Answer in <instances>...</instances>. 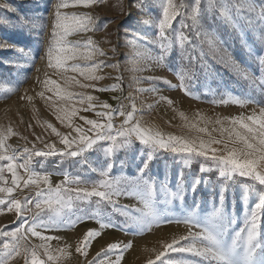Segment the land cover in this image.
Segmentation results:
<instances>
[{
	"label": "rangeland",
	"instance_id": "1",
	"mask_svg": "<svg viewBox=\"0 0 264 264\" xmlns=\"http://www.w3.org/2000/svg\"><path fill=\"white\" fill-rule=\"evenodd\" d=\"M51 2H55V0H51ZM142 2L144 6L141 8L138 3L137 9L139 11L133 9L132 14L127 17L122 14L120 5L123 4L124 8L127 9L129 0H104L103 3L89 7L70 5L61 10L69 14L76 13L80 15L86 13L95 17L94 30L80 31L70 35L67 39L71 42L80 41L79 51L85 52L87 49L84 48V42L88 37H91L107 53V56H96L94 60L69 61V65L75 63L80 64L82 67H89L101 60L105 61L106 64L120 62L119 69L101 66L96 74L104 77V79L99 81L87 80L79 73H73L70 70L65 72L50 68L47 66L46 59L40 60L36 57L34 63H30L18 53V49L21 47L32 48L33 53H36L39 45L35 41L38 37L29 36L26 31L13 28L11 25L4 26L0 24V38L8 37L12 43L17 45V51H0V129L11 127L13 130L14 134L8 138L6 144L10 146L9 155L13 152L17 154L15 161L17 164L23 163L26 158L27 154L23 151L25 148L29 150L33 148L46 150L44 143H54L58 149L64 148L55 134L51 132V129L47 128L48 123H51L61 133L69 134L70 137L76 135L74 127L70 128L66 123H61L56 118L57 115H63V112H59L58 109H78L76 115L72 117V124L81 126L87 131L90 126L81 117L99 120L100 117L96 116L95 113L105 110L99 105L106 102L113 109H116L118 101L115 97L125 98L123 104L126 106L125 110L127 111H132L131 105L134 103L135 118L133 123H139L142 128L150 129L152 132L158 131L165 137L171 134L189 138L199 136L207 140L209 138L207 133H198L192 129L191 125L197 124L199 127H207L211 137L224 139L229 148L242 147V145L234 144L228 140L226 132L222 136L219 129L221 127H231L230 118L232 117L247 116L252 114L254 110L258 113L259 108L264 104L257 103V101H264V92L257 85L237 75L231 67L221 63L220 56L231 57L242 68H246L249 72L259 76L258 61L254 63L253 58L249 55V51L258 53L264 47L258 43V34L252 30L244 36L242 41L239 37H233L229 34L230 29L224 23L223 17H219L212 33L226 37L227 45L224 46V51L218 54L215 59H213L212 53L209 52L207 44L210 34L205 32L202 36L204 41L202 50L208 53L206 60L212 64L214 75L205 76L200 74L191 79L186 78L185 85L188 89L186 93L179 87H173L180 83L179 74L182 71H187L179 61V44H173V52L163 63L158 64L156 60L160 53L156 25L161 18L163 0H142ZM175 2L183 4L184 8L181 10L183 15L177 16L176 20L173 21L172 29L169 30L173 38L178 35L179 31L188 34L187 28H181L180 21L183 20L185 24H191V9L195 6V0H175ZM225 2L226 0H220V3ZM255 2L258 11L260 3L264 0H255ZM3 3L19 10L13 12L6 8H0V19L10 20L13 24L16 23L17 16L22 13L29 16H44L48 24L44 34L46 40L47 34L51 31L52 22L50 0H0V4ZM207 3L208 0H201L202 10L207 7ZM247 3L248 0H232L233 5L242 6V11L236 14L241 19L246 15L255 16L254 13L248 12ZM217 14L219 15V8ZM205 24H208L207 18ZM124 27L134 29L127 38L124 34ZM246 31L248 30L246 29ZM108 40L111 41V44L106 42ZM154 40L156 43H153ZM112 45L118 47V53L115 55L110 50ZM200 51L201 49L198 48L196 53H193L188 48L187 54H199ZM125 54L127 59L124 58ZM9 61H12V63H9ZM45 72H47V77H45ZM117 76L122 77V79L118 81ZM46 78L55 80L62 89L72 93L71 98L61 99L55 94V91H48L43 84ZM161 79L166 80L168 83H162ZM76 80L80 81V84H94L95 88H82L80 84L75 82ZM116 83L122 84V88L113 90L111 86ZM101 88L107 90H98ZM9 89H12V91H9ZM40 92H44L43 97L39 95ZM80 94H83L84 97L83 104L80 103ZM88 95L96 98L93 101L97 105L94 110H85L88 107L86 99ZM29 96L32 97L31 100L28 99ZM129 96L132 97V100L126 99ZM162 97L170 99L172 103L168 104L167 100L161 99ZM234 98L248 100L249 102L243 106L237 105L232 102ZM181 113L184 114L183 117H181ZM123 119L124 117L116 115L113 119L114 125L119 126ZM217 119H220L222 124H216ZM214 129L216 130L214 131ZM103 143L104 147L108 146V142ZM212 146L223 147V145ZM141 147L138 142H135L127 156H125L123 150H119L115 154L128 161L124 169L126 174L134 173L136 165L141 163L140 156L142 154L138 151ZM87 156L88 160L85 163L80 162V157L32 156L29 167L34 171L49 173L53 186L62 182L65 173H67L69 178L80 176L82 180L89 181L88 187H91L90 182L99 179L98 172H93L92 168L98 167V160L104 159V157L102 152H89ZM202 162L205 168L209 167V163L203 161V158L193 160L189 164H185L178 156L168 154L163 156L157 154L156 159H154L152 172L157 174L159 180H165V177H167L165 183L171 191H175L178 174L181 172L185 188H190L191 183L198 177L202 181H209L208 183L202 182L194 196L189 191L184 202L176 200L166 206V214L174 218L171 223H153L148 227L129 223L127 231L119 228L101 229L100 219L97 217L104 219L105 222L111 219L117 223H123L128 217L115 213V210L110 206H106L104 202L96 206L94 201L99 198L93 197L90 198V201L84 202L89 205L86 208L78 210L72 207L66 209L65 214L61 217L64 220L63 224L48 229H38L43 235L56 237V239L41 241L30 233H26L27 243L31 245L47 243L50 245V250L58 255L57 250L68 245L70 246L68 252L61 255L56 264H87V261L92 260L98 252L106 249L109 244L119 242L123 245L131 241L132 246L124 251L120 264H147L148 259H155L156 252L161 248V243H170L173 238L187 235L190 225L185 224L182 220L177 223L175 218L186 215L193 208L197 214L206 215L211 211L213 203L219 206V193L221 186L225 183L227 187L224 192V208L226 212L233 214L237 219L230 232L239 230L243 227L244 215L257 202L261 186L258 182L238 176L235 181L224 182L219 177V170L214 167L211 171L201 173ZM7 163V161H0V166ZM115 163L116 167L113 170V175H119V161L117 160ZM17 171L27 179L24 169H17ZM10 186H12L11 183ZM69 186L74 187L75 185ZM41 187L44 186L41 185ZM36 190L34 185L25 188L23 182H21V186L15 188L12 196L23 201L26 196L34 198ZM158 195L159 199L163 201L164 193L161 191ZM0 198H6V194L0 193ZM194 199L200 202L199 207L193 205ZM204 202H207V204ZM79 203V201H74V204ZM118 203L128 206L131 214H137V209L142 208V204L135 197L121 196ZM27 207L32 208L33 212L36 211L34 203L27 205ZM32 214L28 211L22 213L23 217L28 219L29 222H31ZM261 219L262 226H264V217ZM19 223L20 218L17 217L14 209L9 212L5 206V209L0 211V230L12 231L19 226ZM89 229H96L101 232V235L93 239L88 249L89 254L85 259L75 251V248ZM196 230V228H192V231ZM10 240L11 238L0 237V241L3 242H10ZM180 243L185 245L189 241L182 240ZM0 250H2V243H0ZM37 251L41 255L43 254L42 248H38ZM118 255H120L118 251H113L105 259L115 261ZM170 256L177 261L194 259L189 253L176 252L170 253ZM42 258L46 259L43 255ZM11 264H24V259L22 256L17 257Z\"/></svg>",
	"mask_w": 264,
	"mask_h": 264
},
{
	"label": "snow or ice",
	"instance_id": "2",
	"mask_svg": "<svg viewBox=\"0 0 264 264\" xmlns=\"http://www.w3.org/2000/svg\"><path fill=\"white\" fill-rule=\"evenodd\" d=\"M103 2L104 0H55V2L50 0L52 22L51 31L47 34L46 40L44 39V34L48 24L44 16H29L26 13H22L17 16L15 24L7 19H0V24L4 26L11 25L13 28L26 31L29 36L38 37L35 41L39 45L36 53H33L32 48L21 47L18 49V53L30 63H34L36 57L40 60L46 59L47 66L50 68L65 72L70 70L73 73H79L87 80L99 81L104 79V77L96 74V71L101 66L119 69L120 62L106 64L105 61L101 60L89 67H82L80 64L75 63L69 65V61L79 59L94 60L96 56H107V53L91 37H88L84 42V48L87 49L85 52L79 51L80 41L71 42L67 39L70 35L77 32L94 30L95 17L86 13L80 15L76 13L69 14L61 10L70 5L89 7ZM138 3L141 8L144 6L142 0H129L127 9L121 4L122 14L126 17L130 16L133 9H137ZM0 8H6L13 12L19 11L7 3L0 4ZM183 8L184 5L177 4L175 0H163L161 18L156 25L160 49V53L156 57L158 64L163 63L166 58L170 57L173 52V44L178 43L180 49L178 53L179 61L187 69L186 72L182 71L179 74V85L173 87H179L187 93L186 78L191 79L200 74L205 76L214 75L212 64L206 60L208 53L202 50L204 45L202 36L205 32L210 34L207 44L209 52L212 53V57L215 59L218 54L224 51V46L227 45L226 37L212 33L217 19L221 16L226 26L230 29L229 34L231 36L239 37L243 41L244 36L254 30L258 34V43L264 46V2L260 3L257 11L255 0H248V12L254 13L255 16L246 15L241 19L236 14L242 11V6L233 5L232 0H226L225 3H220V0H208L207 7L203 10L201 8V0H195V6L191 9L192 23L185 24L183 20L180 21L181 28H187L188 34L184 31H179L178 35L173 38L169 30L172 29L173 21L176 20L177 16L183 15L181 11ZM218 8L219 15L217 14ZM137 10L139 11V9ZM206 18L208 21L207 25L205 24ZM133 31L134 29L131 27H124L125 37L127 38ZM106 42L111 44L110 40ZM153 43H156V41L154 40ZM188 48L193 53H196L198 48L201 51L199 54L188 55ZM8 50L17 51V45L12 43L8 37L0 38V51ZM110 50L114 55L117 54V45H112ZM249 55L253 58L254 63L258 61L259 76L249 72L246 68H242L231 57L220 56V62L231 67L236 71L237 75L257 85L264 92V47L258 53L249 51ZM124 58L127 59L126 54ZM9 63H12V61H9ZM45 77H47V72H45ZM73 79L75 78L73 77ZM116 79L120 81L122 77L117 76ZM149 79L154 80L156 78ZM75 82L80 84L78 80ZM161 82L168 83L163 79H161ZM43 84L48 91H55V94L61 99L71 98L72 96V93L62 89L55 80L46 78ZM80 87L95 88V85L80 84ZM111 87L113 90L121 89L122 84L116 83ZM98 90L105 91L107 89L101 88ZM9 91H12V89H9ZM39 95L43 97L44 92H40ZM80 95V103L83 104L84 97L83 94ZM28 99L31 100L32 97L29 96ZM86 99L88 107L85 110H94L97 107L93 103L96 98L88 95ZM115 99L118 101L116 109H113L106 102L99 105L105 109L95 113L96 116L100 117L99 120L81 117L90 126L87 131L81 126L72 124V117L76 115L78 109H58L59 112H63V115H57L56 118L61 123H66L68 127H74L76 135L70 137L69 134L61 133L51 123H48L47 128L51 129V132L55 134L64 148L58 149L54 143H44L42 141L46 150H37L35 148L29 150L25 148L23 151L27 156L23 163L17 164L15 162L17 159L15 152L11 155L8 154L10 146L6 144V141L14 134L12 128L0 129V161L8 162L6 165L0 166V181H3L6 185L0 187V193L6 194V198H0V211H3L6 206L7 211L11 212L14 209L17 217L20 218L19 226L15 227L14 230H0V237L11 238L10 242L0 241L2 243L0 264H11L13 260L21 256L24 259V264H56L60 260L61 255L68 252L70 246L66 245L64 248L58 249V255L50 250V245L47 243L40 245L28 244L25 234L30 233L41 241L56 239V237L43 235L38 229H48L63 224L64 220L61 217L65 214L66 209L72 207L78 210L86 208L89 205L84 202L90 201V198L93 197L99 198L94 201L96 206L104 202L106 206L114 209L115 213L128 217L123 223H117L111 219L105 222L104 219L97 217L100 219L101 229L119 228L127 231L129 223L139 224L142 227L151 226L153 223H171L174 218L166 214V206L176 200L184 202L189 191L194 196L199 185L202 182L208 183L209 181H202L198 177L191 183L190 188H185L181 172L178 174L175 191H171L167 183H165L167 177H165V180H159L157 174L152 172V164L157 154L161 156L165 154L178 156L185 164L203 158V161L209 163V167L205 168L202 162L201 173L211 171L214 167L219 170V177L224 182L235 181L238 176L258 182L261 189L259 190L257 202L244 215L243 227L230 232L232 225L236 224L237 219L233 214L225 211L223 203L224 192L227 187L225 183L221 186L219 193V206L213 203L211 211L206 215L197 214L193 208L186 215L175 218L177 223L182 220L185 224L190 225L187 235L173 238L170 243H161V248L156 252L155 259H148L147 264H264V226H262L261 219L264 217V106L259 108L258 113L254 110L250 115L230 118L231 127H221L219 129L222 136L226 132L228 140L234 144L242 145L240 148H229L224 139L211 137L207 127H199L197 124H192V129L198 133H207L209 136L207 140L199 136L189 138L169 134L165 137L158 131L152 132L150 129L142 128L139 123H133L135 104L131 105L132 111H127L125 110L126 106L123 104V99L125 98L115 97ZM126 99L132 100V97L129 96ZM161 99L167 100L168 104L172 103L168 98L162 97ZM232 102L243 106L249 101L234 98ZM257 103L264 104V101H257ZM116 115L124 117L119 126H115L113 123ZM180 115L181 117L184 116L183 113ZM215 123L222 124V121L217 119ZM103 142H108V146L104 147ZM135 142L142 146L138 150L142 154L140 156L141 163L136 165L134 173L126 174L124 169L128 161L121 159L115 154L119 150H123L125 156H127ZM212 145H223V147L218 148ZM89 152H102L104 157V159L98 160V167L92 168L93 172H98L99 179L91 181V187H88L89 181L82 180L80 176L69 178L67 173H65L62 182L53 186L49 173L34 171L29 167L32 156L51 157L59 155L71 158L80 157V162L85 163L88 160L87 153ZM117 160L120 164L118 169L120 174L113 175ZM17 169H24L27 179H25V176L20 175ZM5 170L11 175L12 186H7V179L3 176ZM21 182H23L25 188L30 185L35 186L37 190L34 198L26 196L21 201L12 196L15 188L21 186ZM41 185L44 187H41ZM161 191L164 193L163 201L159 199L158 195ZM121 196L135 197L142 204V208L137 209V214H131L128 206L118 203ZM74 201H79L80 203L74 204ZM33 203L36 210L34 212L32 208L27 207V205ZM204 203L207 204V202ZM193 205L199 207L200 202L194 199ZM24 211L33 213L30 218L31 222L23 217L22 213ZM193 227L197 230L192 231ZM100 235L101 232L96 229L87 230L83 239L76 245L75 251L87 259L90 244L94 238ZM182 240L189 241V243L182 245L180 243ZM131 246V241L123 245L119 242L111 243L106 249L98 252L92 260L87 261V264H120L124 251ZM38 248L43 249L42 255L46 259L42 258L41 253L37 251ZM113 251L120 253L116 260L105 259ZM176 252L189 253L194 259L174 260L171 258L170 253Z\"/></svg>",
	"mask_w": 264,
	"mask_h": 264
},
{
	"label": "built area",
	"instance_id": "3",
	"mask_svg": "<svg viewBox=\"0 0 264 264\" xmlns=\"http://www.w3.org/2000/svg\"><path fill=\"white\" fill-rule=\"evenodd\" d=\"M3 176L7 179V186H10L11 183V178H10V174L7 173V171L5 170L3 173ZM6 186L3 181H0V187Z\"/></svg>",
	"mask_w": 264,
	"mask_h": 264
}]
</instances>
